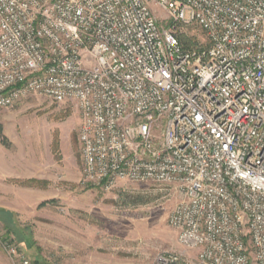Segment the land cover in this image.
<instances>
[{
	"label": "built area",
	"instance_id": "2783aa9c",
	"mask_svg": "<svg viewBox=\"0 0 264 264\" xmlns=\"http://www.w3.org/2000/svg\"><path fill=\"white\" fill-rule=\"evenodd\" d=\"M31 95L77 107L82 185H155L195 264H264V0H0V116Z\"/></svg>",
	"mask_w": 264,
	"mask_h": 264
},
{
	"label": "rangeland",
	"instance_id": "374dc122",
	"mask_svg": "<svg viewBox=\"0 0 264 264\" xmlns=\"http://www.w3.org/2000/svg\"><path fill=\"white\" fill-rule=\"evenodd\" d=\"M154 11L162 25L171 26L165 10ZM174 30L185 46L207 45L195 22ZM80 121L75 104L37 95L0 116L7 141L0 139V157L3 151L6 165L10 158L33 157L47 164L44 173L52 177V200L40 206L43 200L27 184L0 174V225L25 248L31 264H160L166 252L191 259L176 264H195L197 251L181 245L169 224L177 195L150 183L128 182L109 192L82 185ZM0 264H15L1 242Z\"/></svg>",
	"mask_w": 264,
	"mask_h": 264
},
{
	"label": "crops",
	"instance_id": "0c3cea01",
	"mask_svg": "<svg viewBox=\"0 0 264 264\" xmlns=\"http://www.w3.org/2000/svg\"><path fill=\"white\" fill-rule=\"evenodd\" d=\"M6 117V116H5ZM1 154L0 174L7 178H11L20 183L27 184V189L31 190L34 195L41 199L42 203L52 200V177L44 173L47 170V164L31 158L9 159L8 164L5 163L4 152ZM34 153V151L32 152Z\"/></svg>",
	"mask_w": 264,
	"mask_h": 264
},
{
	"label": "trees",
	"instance_id": "16d2710c",
	"mask_svg": "<svg viewBox=\"0 0 264 264\" xmlns=\"http://www.w3.org/2000/svg\"><path fill=\"white\" fill-rule=\"evenodd\" d=\"M179 38V37H178ZM180 39V38H179ZM1 126H0V139H1V141L4 143V144H6V137H4L3 135H2V133H1ZM90 187H92V185H90ZM42 204H45V202L44 203H42ZM3 211H5V210H3Z\"/></svg>",
	"mask_w": 264,
	"mask_h": 264
}]
</instances>
